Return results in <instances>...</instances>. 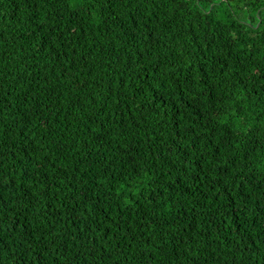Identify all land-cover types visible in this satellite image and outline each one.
<instances>
[{"label":"trees","instance_id":"16d2710c","mask_svg":"<svg viewBox=\"0 0 264 264\" xmlns=\"http://www.w3.org/2000/svg\"><path fill=\"white\" fill-rule=\"evenodd\" d=\"M0 264H264V0H0Z\"/></svg>","mask_w":264,"mask_h":264}]
</instances>
